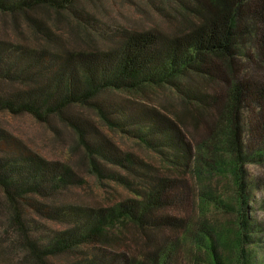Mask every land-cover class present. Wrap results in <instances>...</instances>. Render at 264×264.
I'll return each mask as SVG.
<instances>
[{
  "label": "trees",
  "instance_id": "16d2710c",
  "mask_svg": "<svg viewBox=\"0 0 264 264\" xmlns=\"http://www.w3.org/2000/svg\"><path fill=\"white\" fill-rule=\"evenodd\" d=\"M86 1L92 0H0V14H23L50 40L57 35L31 13H66L106 45L53 50L0 40V113L49 126L59 119L76 134L100 180L111 178L131 196L111 207L60 202L81 186L73 167L25 149L0 127V224L8 217L33 264H55L53 258L83 248L91 255L69 264H112L99 250L115 240L127 247L139 241L143 254L120 253L118 264H176L181 241L166 237L156 243L163 230L189 235L206 252L205 259L195 253L197 264H264L253 253L261 241L254 237L247 179L248 165L264 160V0H168L180 7L172 18L176 32L125 27L114 36L95 26L99 21L82 5ZM154 88H166L177 100L140 107L113 97ZM79 109L158 155L163 168L118 148ZM202 131L209 136L199 140ZM111 166L123 173L109 172ZM189 173L226 175L230 186L220 193L231 190L232 199L199 193ZM198 194L234 220L211 228L176 219L173 211L186 212ZM33 214L65 230L43 232ZM138 232L143 238L137 239Z\"/></svg>",
  "mask_w": 264,
  "mask_h": 264
},
{
  "label": "rangeland",
  "instance_id": "374dc122",
  "mask_svg": "<svg viewBox=\"0 0 264 264\" xmlns=\"http://www.w3.org/2000/svg\"><path fill=\"white\" fill-rule=\"evenodd\" d=\"M82 5L93 14L97 21L95 26L108 35H117L120 28H132L136 30L157 29L165 34H172L177 31L176 22L172 19L175 15L174 9H180L175 2L168 0H92L83 2ZM33 16L41 18L47 23V26L57 39L50 40L44 34L33 29L27 23L23 14L2 15L0 14V40L14 44H22L33 48L48 47L53 50H85L88 51L94 43L99 47H106L101 39H96L66 13H59L54 10H42L31 13ZM104 24L106 27L99 25ZM108 27V28H107ZM114 99L129 103L130 101L140 107L159 106L161 99H170L176 101V96L166 88L147 89L143 93L129 94L127 92L113 94ZM159 110L165 112L159 107ZM79 114L96 125L100 133L114 143L123 151L131 152L140 158L146 165L153 166L156 169H162L163 161L158 155L144 148L136 140L130 139L125 135L113 131L104 126L89 110L79 109ZM0 127L13 135V141L29 149L46 160L58 161L72 166L77 175L82 179L81 186L66 192L60 197V202H71L75 205H101L111 207L118 203L122 198L131 196V193L121 188L111 178H102L100 180L96 171L91 168L89 158L84 149L79 144L76 134L59 119L52 118L51 126L39 123L27 115L10 116L6 113H0ZM195 133V130L192 129ZM197 138L200 140L207 137L204 131L197 132ZM197 139V140H198ZM264 147V144H261ZM111 170L123 173L119 169L108 167ZM208 174L201 176L189 173L188 177L192 184H196L200 191L219 194L224 201L232 199V191L220 193L225 187L230 186V180L226 175H215L212 178ZM247 179L250 192L249 212L254 220V237L260 239V248L253 251L254 255L264 258V160L250 163L247 167ZM214 204L204 200L201 196L194 195L192 202L188 205L186 212H175L173 216L182 218L192 225L198 222H204L211 228L226 225L234 220V214L224 213L215 210ZM31 218L36 224L41 225L43 232L64 231L65 227L59 222L43 219L35 214ZM190 218V219H189ZM8 217H3L0 224V264H33L32 257L24 247L23 239L19 234L13 231L12 226L7 222ZM187 225V227H188ZM193 228V227H192ZM5 230L3 233L2 231ZM199 230V229H198ZM197 230V232H198ZM116 232V231H115ZM133 233V232H132ZM202 233V232H201ZM111 234H114L112 232ZM139 235V236H138ZM137 239L143 235L138 232ZM166 237L176 238L181 241L180 255H177L176 264H197L194 259L195 253L205 259L206 252H199L189 235L184 231H157L156 243L162 244ZM7 242V244H6ZM134 241L127 247L121 242L112 243L104 246V251L99 250L100 257L107 263L118 264L120 253H130V257H142L141 244ZM156 247L150 245L149 251L153 252ZM129 249V250H128ZM91 249L83 248L82 251L73 254H64L53 258L55 264L79 263L85 261L91 254ZM95 251H97L95 249ZM107 255V257H103ZM264 263V260L261 261ZM198 264H208L200 262Z\"/></svg>",
  "mask_w": 264,
  "mask_h": 264
}]
</instances>
